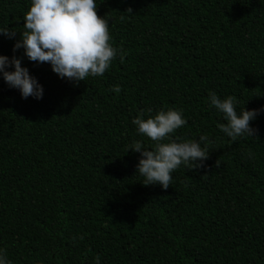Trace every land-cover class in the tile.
Returning a JSON list of instances; mask_svg holds the SVG:
<instances>
[{
	"label": "trees",
	"instance_id": "obj_1",
	"mask_svg": "<svg viewBox=\"0 0 264 264\" xmlns=\"http://www.w3.org/2000/svg\"><path fill=\"white\" fill-rule=\"evenodd\" d=\"M96 4L124 60L76 83L13 51L31 0H0V28L16 31L0 55L43 87L25 99L0 74V250L10 264H264V111L233 142L209 102L264 108V0ZM168 109L187 121L170 140L206 135L209 158L164 190L142 184L130 148L154 149L132 121Z\"/></svg>",
	"mask_w": 264,
	"mask_h": 264
},
{
	"label": "clouds",
	"instance_id": "obj_2",
	"mask_svg": "<svg viewBox=\"0 0 264 264\" xmlns=\"http://www.w3.org/2000/svg\"><path fill=\"white\" fill-rule=\"evenodd\" d=\"M127 12L131 13L132 9ZM23 27L13 51L23 48L30 61L49 63L61 79L78 83L89 76H102L118 53L123 63L124 53L110 43L109 22L98 15L96 0H31ZM0 34L13 38L16 31L0 28ZM10 68L14 70H8ZM0 74L10 88L20 91L22 98L43 97L42 85L22 67L21 58L0 55ZM113 91L119 93L121 88L116 86ZM236 99L234 96L220 99L215 93L209 96L210 105L222 113L226 121L217 127L233 142L243 136L254 138L257 129L251 122L264 111V108L247 110L244 107L238 114ZM147 112L151 113L152 109ZM132 122L138 134L155 143L154 149H146L142 141L134 142L130 148L140 153L136 173L144 178V186L159 184L167 190L172 184V173L181 165L189 170L200 169L209 158L206 135L200 136L199 141L170 140V134L187 123L180 111L161 110L148 118L141 112ZM201 142H205V147H201ZM96 262L99 264V257ZM0 264H10L3 250H0Z\"/></svg>",
	"mask_w": 264,
	"mask_h": 264
}]
</instances>
